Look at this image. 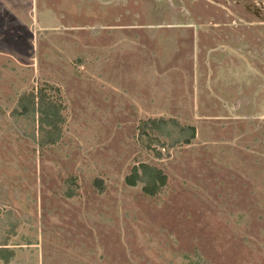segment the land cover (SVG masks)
I'll return each instance as SVG.
<instances>
[{
  "label": "rangeland",
  "instance_id": "374dc122",
  "mask_svg": "<svg viewBox=\"0 0 264 264\" xmlns=\"http://www.w3.org/2000/svg\"><path fill=\"white\" fill-rule=\"evenodd\" d=\"M38 88L55 145L18 105ZM161 117L196 138L141 136ZM142 162L157 196L125 182ZM1 245L0 264H264V0H0Z\"/></svg>",
  "mask_w": 264,
  "mask_h": 264
},
{
  "label": "trees",
  "instance_id": "16d2710c",
  "mask_svg": "<svg viewBox=\"0 0 264 264\" xmlns=\"http://www.w3.org/2000/svg\"><path fill=\"white\" fill-rule=\"evenodd\" d=\"M19 108L24 114L39 113V133L37 141L40 146L57 144L63 136L62 124L64 117L62 115V104L52 100L46 93L45 88H38L36 92L23 95L19 100ZM141 136H150V132H156V141L162 147H174L179 144H191L196 138L197 130L195 126L185 125L176 118H149L140 126ZM160 137H165L168 141H161ZM128 186L136 187L143 184V191L149 196H157L167 184V175L157 166L148 163H139L135 165L131 172L125 177ZM99 190H105L103 181L96 179ZM68 197L75 195V190L67 193ZM14 252L6 246H0V257L9 263Z\"/></svg>",
  "mask_w": 264,
  "mask_h": 264
}]
</instances>
